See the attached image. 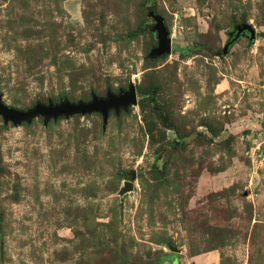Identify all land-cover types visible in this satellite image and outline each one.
Listing matches in <instances>:
<instances>
[{"label":"rangeland","instance_id":"1","mask_svg":"<svg viewBox=\"0 0 264 264\" xmlns=\"http://www.w3.org/2000/svg\"><path fill=\"white\" fill-rule=\"evenodd\" d=\"M150 4L169 54L149 56ZM241 22L255 41L220 56ZM130 81L105 127L0 117V264H264V0H0L5 104Z\"/></svg>","mask_w":264,"mask_h":264},{"label":"water","instance_id":"2","mask_svg":"<svg viewBox=\"0 0 264 264\" xmlns=\"http://www.w3.org/2000/svg\"><path fill=\"white\" fill-rule=\"evenodd\" d=\"M148 18L153 20L152 31L155 33L157 45L153 47L149 53L150 57H157L171 52V38L169 31L165 25L163 17L159 16L155 11V6H148ZM245 35L248 40L255 41L256 30L249 23L241 22L234 25V31L230 33V38L225 43L220 56L227 53L229 47L241 36ZM137 102V94L135 85L132 81L128 84L127 89H120L117 93L107 90L105 96L91 95L89 101L79 100L71 102L68 99L60 100L58 103H53L51 100L47 104L37 102L34 106L27 109H19L5 104L2 101L0 93V117L4 123L11 122L13 125H19L22 122L31 123L38 117H43V123L47 124L50 119L56 120L59 116L68 117L73 114H86L98 112L102 116L103 127H105L109 111L114 110L117 114L119 111L126 110L130 105ZM135 171L131 172V179L125 180L119 190L120 194L133 188V180L135 179Z\"/></svg>","mask_w":264,"mask_h":264},{"label":"trees","instance_id":"3","mask_svg":"<svg viewBox=\"0 0 264 264\" xmlns=\"http://www.w3.org/2000/svg\"><path fill=\"white\" fill-rule=\"evenodd\" d=\"M183 50H185V49H183Z\"/></svg>","mask_w":264,"mask_h":264}]
</instances>
